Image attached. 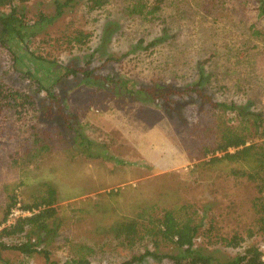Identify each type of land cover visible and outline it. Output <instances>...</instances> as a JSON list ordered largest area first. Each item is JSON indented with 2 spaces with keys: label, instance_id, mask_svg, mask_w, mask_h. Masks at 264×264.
Here are the masks:
<instances>
[{
  "label": "rangeland",
  "instance_id": "rangeland-1",
  "mask_svg": "<svg viewBox=\"0 0 264 264\" xmlns=\"http://www.w3.org/2000/svg\"><path fill=\"white\" fill-rule=\"evenodd\" d=\"M65 1L1 10L22 17L26 32L0 43V228L12 196L29 205L53 190L56 216L33 254L2 250L0 264H121L153 248L148 241L122 247L104 231L110 223L187 204L204 220L195 247L216 260L262 247L254 185L230 176L231 164L204 156L219 141L221 124L235 127L238 118L189 91L173 98L172 110L134 93L152 84L184 90L202 67V93L211 101L264 113L260 0H147V8L161 1L154 18L130 14L136 0H108L96 11L88 0H73L59 19L41 23ZM77 32L88 35L84 44L72 42ZM86 64L94 76L118 83L60 79L64 67ZM234 236L242 240L238 247L222 242Z\"/></svg>",
  "mask_w": 264,
  "mask_h": 264
},
{
  "label": "trees",
  "instance_id": "trees-1",
  "mask_svg": "<svg viewBox=\"0 0 264 264\" xmlns=\"http://www.w3.org/2000/svg\"><path fill=\"white\" fill-rule=\"evenodd\" d=\"M30 1L32 0H0L1 44L5 45L13 38L22 40L26 32L22 17H18L15 11L5 14L1 10L15 3L24 4ZM71 1L73 0H66L64 3L57 2L54 15L48 18L41 17V23L50 24L59 19L63 14L64 7ZM107 2L108 0H88L87 6L90 11H96L104 7ZM260 5L258 9L261 15H264V0H260ZM147 7V0H136L135 5L130 10V14L154 18L161 8V1H155L152 8ZM87 40L88 35L82 32H77L72 38V42L77 45L84 44ZM163 40L164 38H159L149 45L154 46ZM69 77H81L93 85L100 81L103 83H118L107 78L94 76L89 64L78 68L72 65L64 67L60 79ZM30 78L32 77L30 76ZM204 82L203 70L202 67H199L198 81L193 86L184 88V90L180 91L170 86L152 84L134 93H139L142 97L151 99L155 104L162 102L164 108L172 110L173 98H181L183 94L189 91L195 93L198 98L205 101L213 110L228 112L238 118L239 125L236 124L235 127L228 126L225 123L221 124L219 141L213 148L205 149L204 156L212 155V158L208 161L210 164H231L233 167L229 171L230 176L243 178L254 185L258 195L252 202L253 212L256 217L255 228L264 237V146H259L251 141L252 139L263 140L264 145V113L246 112V107L241 108L235 103L211 101L207 95L202 93ZM122 84L125 85V83ZM3 95L4 91L0 88V99ZM49 97L51 96L49 95ZM18 98L25 102L29 97L18 94ZM53 103L57 102L53 101ZM167 114L169 113L167 112ZM59 115L63 116L62 114ZM62 118L64 119L65 127L70 128V122L65 120L66 117ZM216 154H219V156ZM17 203L14 196L9 198V202L5 207L3 223ZM55 204V192L49 190L46 196L39 200L29 205H21L22 210L35 211V213L29 217H18L13 224L0 228V251L11 250L26 257L33 254L37 246L44 242L45 235L53 231L49 227V223L52 220L54 221L56 216ZM203 226V218L198 216L192 205L187 204L166 210L158 217L141 213L134 218L114 221L104 231L113 240L118 241L122 247L128 249L145 241L151 244L152 251L146 249L142 254L133 256L130 260L121 264L141 263L146 258H152L159 262L166 261L169 264H264V245L262 246L263 248L258 245L246 247L242 253L223 263L216 260L206 250L196 248L195 241ZM33 237H36L34 239L36 242L33 241ZM12 238H20L22 240L17 243H8L7 240ZM241 241L238 236H234L229 240L222 239L223 243L234 248L238 247ZM161 248H168L171 252L162 253ZM77 264H89V262L83 259L78 261Z\"/></svg>",
  "mask_w": 264,
  "mask_h": 264
},
{
  "label": "built area",
  "instance_id": "built-area-1",
  "mask_svg": "<svg viewBox=\"0 0 264 264\" xmlns=\"http://www.w3.org/2000/svg\"><path fill=\"white\" fill-rule=\"evenodd\" d=\"M33 213H35V211H24V210H22V209H21V205H20L19 203H17L16 207L13 208V209L10 211V213H9V215H8V217H7L5 223L3 224L2 227H4V226H9V225L13 224L14 221H15L18 217H29V216H31Z\"/></svg>",
  "mask_w": 264,
  "mask_h": 264
},
{
  "label": "flooded vegetation",
  "instance_id": "flooded-vegetation-1",
  "mask_svg": "<svg viewBox=\"0 0 264 264\" xmlns=\"http://www.w3.org/2000/svg\"><path fill=\"white\" fill-rule=\"evenodd\" d=\"M2 31V27H1V24H0V32Z\"/></svg>",
  "mask_w": 264,
  "mask_h": 264
}]
</instances>
